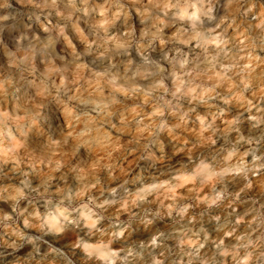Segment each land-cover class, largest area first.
I'll return each mask as SVG.
<instances>
[{
  "label": "clouds",
  "instance_id": "obj_1",
  "mask_svg": "<svg viewBox=\"0 0 264 264\" xmlns=\"http://www.w3.org/2000/svg\"><path fill=\"white\" fill-rule=\"evenodd\" d=\"M0 264H264V0H0Z\"/></svg>",
  "mask_w": 264,
  "mask_h": 264
}]
</instances>
